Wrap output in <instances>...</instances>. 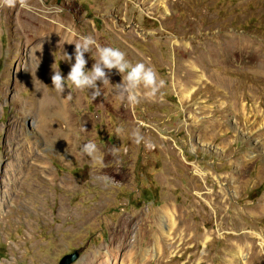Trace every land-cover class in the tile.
Instances as JSON below:
<instances>
[{
  "label": "rangeland",
  "instance_id": "374dc122",
  "mask_svg": "<svg viewBox=\"0 0 264 264\" xmlns=\"http://www.w3.org/2000/svg\"><path fill=\"white\" fill-rule=\"evenodd\" d=\"M28 2L0 6V264H264V0ZM50 29L70 36L23 40ZM87 35L164 86L57 92Z\"/></svg>",
  "mask_w": 264,
  "mask_h": 264
},
{
  "label": "clouds",
  "instance_id": "9594fccd",
  "mask_svg": "<svg viewBox=\"0 0 264 264\" xmlns=\"http://www.w3.org/2000/svg\"><path fill=\"white\" fill-rule=\"evenodd\" d=\"M0 6L15 8L17 6L30 9L28 0H0ZM93 48L96 49V62L91 69L87 68L88 60L85 54L91 53ZM61 63L70 65V71L65 76L60 65L57 67L56 62L53 65L52 75L50 77L52 88L63 94L66 89L73 86L76 89L91 90L90 99L96 100L103 93L104 86L110 83L109 73L117 72L122 79L119 84L113 87L116 95L121 100H126L129 104H138L141 99L140 89L143 87L148 90L149 96H154L160 88L164 86V81L158 80L157 73L152 67L143 62L131 63L125 52L117 47L101 46L91 36H80L78 42L71 53L64 51ZM74 60V63H73ZM70 96V94H69ZM123 132V128H117L116 134ZM135 142L140 143L143 140L139 131L133 133ZM81 152L90 157L93 161L97 160L96 153L98 146L94 141L83 144Z\"/></svg>",
  "mask_w": 264,
  "mask_h": 264
},
{
  "label": "bare ground",
  "instance_id": "6f19581e",
  "mask_svg": "<svg viewBox=\"0 0 264 264\" xmlns=\"http://www.w3.org/2000/svg\"><path fill=\"white\" fill-rule=\"evenodd\" d=\"M44 19V18H43ZM56 28V27H55ZM51 30V29H50ZM44 31V30H43ZM43 31H38V32H35V34H33L32 36H29V37H24V41L27 45L31 44V43H34L36 42L37 43V46L38 49H42L45 45V43H49V42H53L55 39H59V38H68L70 36V34L68 33H65V34H60L59 32L55 31V30H51L50 32H43ZM25 35V34H24ZM74 37V36H73ZM30 47V46H29ZM27 49V48H26ZM202 78V77H201ZM182 87V86H181ZM184 91V96L187 94V90H182ZM1 92H4V88H2ZM187 97V96H186ZM63 101V100H62ZM49 102V101H48ZM51 102V101H50ZM200 102V101H199ZM51 105V104H50ZM41 106V105H40ZM203 107V106H202ZM49 109V108H48ZM38 110V109H37ZM50 110V109H49ZM52 110V109H51ZM36 111V110H34ZM40 111V110H39ZM37 112V111H36ZM38 113V112H37ZM42 112H40L41 114ZM36 114V113H35ZM39 114V113H38ZM45 114V113H44ZM41 116V115H40ZM41 118V117H40ZM42 120V118H41ZM207 132V131H206ZM208 135V134H207ZM213 137V136H212ZM62 137L60 136H57L56 139H59V141L61 140ZM207 139V138H206ZM16 164V163H15ZM18 166L21 168V164H18ZM19 167L16 168V170H14L15 172V177L16 179L19 178V175H20V172L22 171H19ZM12 175V174H11ZM14 175V174H13ZM5 177V176H4ZM12 177V176H11ZM15 181V180H14ZM11 184V183H10ZM13 185V184H12ZM9 186V185H8ZM11 186V185H10ZM7 187V186H6ZM12 189V188H11ZM16 189V188H14ZM6 190V189H5ZM216 207L220 210L221 208V205L218 204L216 205ZM162 213L166 216H169L170 218L173 216L170 209L169 211L168 210H163ZM130 226V225H129ZM129 226L127 227V234L129 233ZM126 229V228H125Z\"/></svg>",
  "mask_w": 264,
  "mask_h": 264
},
{
  "label": "water",
  "instance_id": "95a60500",
  "mask_svg": "<svg viewBox=\"0 0 264 264\" xmlns=\"http://www.w3.org/2000/svg\"><path fill=\"white\" fill-rule=\"evenodd\" d=\"M81 256V252L79 250H76L72 253H69L65 255L59 264H73L75 263Z\"/></svg>",
  "mask_w": 264,
  "mask_h": 264
}]
</instances>
